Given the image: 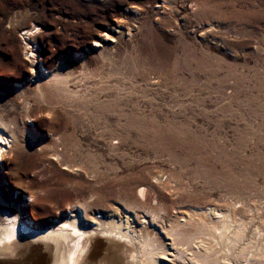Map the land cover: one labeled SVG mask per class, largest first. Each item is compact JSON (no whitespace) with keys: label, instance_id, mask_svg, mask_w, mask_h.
Masks as SVG:
<instances>
[{"label":"rangeland","instance_id":"rangeland-1","mask_svg":"<svg viewBox=\"0 0 264 264\" xmlns=\"http://www.w3.org/2000/svg\"><path fill=\"white\" fill-rule=\"evenodd\" d=\"M0 120V222L128 233L93 235L82 264L145 237L158 264H239L206 227L264 236V0H0Z\"/></svg>","mask_w":264,"mask_h":264},{"label":"bare ground","instance_id":"bare-ground-1","mask_svg":"<svg viewBox=\"0 0 264 264\" xmlns=\"http://www.w3.org/2000/svg\"><path fill=\"white\" fill-rule=\"evenodd\" d=\"M9 27L12 30L15 29V26L13 24L12 25L10 24ZM34 29L35 27L32 25H30L26 29H23L24 31L23 36L26 37L27 35H30L34 31ZM45 96L46 95L44 94L42 89H40V87L35 88L34 97H32L33 103H31V106H35L40 101H45L43 99ZM26 105H29V103H26ZM28 107L29 106H26L25 109H27ZM33 116L34 115L31 114V116H29L28 118H31ZM0 125H2V127L4 128H8V126L5 123H3L1 120H0ZM4 141L5 139L1 137V133H0V150L2 149V145L6 143ZM1 155L2 154L0 151V156ZM24 188L25 190H27V194L29 198L35 196V192L32 191L33 187L31 186L30 183L26 184ZM138 188H140V197L142 199H145L146 197L145 186H140ZM139 204H141V202H139ZM4 213H5L4 214L5 221L0 222V256L2 257L8 255L16 256L18 254H20L23 257L27 256L28 257L26 258L28 261L27 264H82V259L86 252L84 251L85 244L87 241H89L91 238L94 237L93 235L95 236L101 235L102 237L106 238L107 236H111L112 234L115 235L117 234L121 238L128 237V233L124 231L125 229L123 230L122 227H119L118 224H116V222H111L108 220H104L101 222H97L96 220H93L92 225L95 228H97V230L92 229V231L95 232L94 234H92L91 229L85 230L84 225L82 226V224H80L77 213L74 214V216L73 214L71 216L66 215L61 220L55 222V224L52 223L45 227L40 225L25 224L17 220L15 215L6 212ZM244 228H245L244 222H240L238 224V222L234 220V218L232 217H229L228 220L223 219L213 225H207L206 227V229L210 230V233H208L207 235H209V238L213 242H215V246L216 245L219 246L220 248L219 251L220 252L226 251L227 253H230V257L232 259L233 258L236 259L239 264H242L243 261L249 262L248 254L251 255L250 260H255L258 259L259 257L264 256V236H262L263 233L261 232L262 230L259 227H255L251 237H246ZM112 236L114 237V235ZM174 238L178 239L179 243H182V241L187 240L182 232H176ZM30 240L33 241L42 240L46 242L49 241L51 243V245L48 248L53 253L52 260L50 263L47 262L46 255L45 257H43L44 255H41L39 253V250H36L35 247H31L32 244L29 242ZM24 243H26L24 249L19 250V247L22 246V244ZM156 246L157 245H155L153 241L150 242V240L147 237H145L144 240L141 242V246H140V249L142 248V251L140 250L137 252L136 251L137 249L134 251V248H132L131 250H127L126 247L120 248L119 246L114 247L113 250L109 251L108 253L106 252V250L105 252L104 250L98 252V250L96 249L94 252L90 254L89 258L87 259L89 260V262L95 261V259L97 261L98 257L100 260H102L103 259L102 257H104L106 254L108 255L107 257L108 259L107 261L105 260L106 262L104 261L105 262L104 264H120L118 261H120V256L123 255L126 258V260L129 258L135 261L134 263L129 262L130 264H158L156 262L155 257L159 248L158 246L157 247ZM225 253L223 255L224 256L223 258H227ZM195 261L199 262V264L218 263L215 261L212 262L211 258L206 255H199L195 257ZM85 264L88 263L86 262ZM257 264H263V263H261L259 260Z\"/></svg>","mask_w":264,"mask_h":264},{"label":"water","instance_id":"water-1","mask_svg":"<svg viewBox=\"0 0 264 264\" xmlns=\"http://www.w3.org/2000/svg\"><path fill=\"white\" fill-rule=\"evenodd\" d=\"M31 247H35L36 250H39V253L41 255H44L43 257H45V255H46L45 251L42 248H40L39 244L38 245L32 244ZM19 255L20 254L16 255V257H17L16 260H13V259H0V264H26V262H25V261H27L26 258H24L21 255L19 256Z\"/></svg>","mask_w":264,"mask_h":264}]
</instances>
